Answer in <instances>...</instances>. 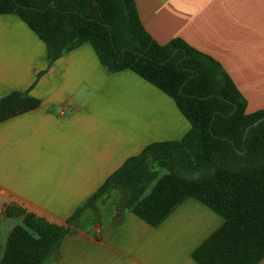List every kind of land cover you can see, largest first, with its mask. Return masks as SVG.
Wrapping results in <instances>:
<instances>
[{"label":"crops","instance_id":"1","mask_svg":"<svg viewBox=\"0 0 264 264\" xmlns=\"http://www.w3.org/2000/svg\"><path fill=\"white\" fill-rule=\"evenodd\" d=\"M134 3L155 41L179 37L209 54L245 97L246 112L264 108V0ZM13 90L39 104L0 121L6 237L22 219L5 215L7 206L64 224L127 157L190 126L169 95L130 69L107 71L88 42L48 64L37 34L17 14L0 13V97ZM123 193L99 197L96 216L85 207L48 264H197L192 250L223 222L187 197L151 226L119 204Z\"/></svg>","mask_w":264,"mask_h":264},{"label":"trees","instance_id":"2","mask_svg":"<svg viewBox=\"0 0 264 264\" xmlns=\"http://www.w3.org/2000/svg\"><path fill=\"white\" fill-rule=\"evenodd\" d=\"M0 13L17 14L37 34L48 64L88 42L107 71L132 70L169 95L190 124L179 139L127 157L64 224L7 206L5 215L22 219L0 246V264H48L81 211L90 207L96 216V200L111 188L151 226L187 197L218 213L221 225L191 252L197 264L264 257V119L254 124L264 108L246 112L245 97L215 58L179 37L155 41L134 0H0ZM38 104L26 90L10 91L0 97V121Z\"/></svg>","mask_w":264,"mask_h":264},{"label":"rangeland","instance_id":"3","mask_svg":"<svg viewBox=\"0 0 264 264\" xmlns=\"http://www.w3.org/2000/svg\"><path fill=\"white\" fill-rule=\"evenodd\" d=\"M157 172H159V173H162L163 172V170L161 169H159V171H157ZM123 195V194H122ZM124 196V195H123ZM123 196L121 197V199H120V201H119V204H121L122 205V200H123ZM6 232H5V229H4V227L3 226H0V245H1V247L4 245V241H5V234ZM0 253H1V251H0Z\"/></svg>","mask_w":264,"mask_h":264},{"label":"water","instance_id":"4","mask_svg":"<svg viewBox=\"0 0 264 264\" xmlns=\"http://www.w3.org/2000/svg\"><path fill=\"white\" fill-rule=\"evenodd\" d=\"M263 119H264V117L259 118L258 120H256L254 122V124H257L258 122L262 121ZM247 130H248V127L246 128L245 133L247 132Z\"/></svg>","mask_w":264,"mask_h":264}]
</instances>
